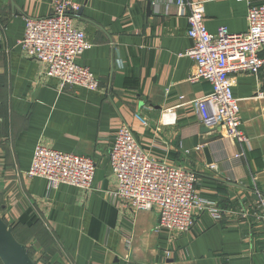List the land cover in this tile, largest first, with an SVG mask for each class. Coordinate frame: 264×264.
I'll use <instances>...</instances> for the list:
<instances>
[{"label":"crops","instance_id":"1","mask_svg":"<svg viewBox=\"0 0 264 264\" xmlns=\"http://www.w3.org/2000/svg\"><path fill=\"white\" fill-rule=\"evenodd\" d=\"M62 1L79 6L75 25L91 46L77 63L101 91H59L20 49L23 18L47 17ZM184 1L204 2L209 34L219 27L246 32L248 9L264 5ZM179 10L175 0H0V215L36 264H264V223L254 203L264 196V70L233 78L246 141L220 131V139L202 144L217 135L201 131L209 108L200 99L211 86L190 81L188 9ZM123 123L154 158L193 172L197 196L216 216L205 210L187 233H157L155 211L133 212L110 197L108 155ZM38 143L93 159V189L49 190L45 180H29Z\"/></svg>","mask_w":264,"mask_h":264},{"label":"built area","instance_id":"2","mask_svg":"<svg viewBox=\"0 0 264 264\" xmlns=\"http://www.w3.org/2000/svg\"><path fill=\"white\" fill-rule=\"evenodd\" d=\"M175 1L181 15L183 7L188 9L186 34L192 47L184 55L193 62L190 81L203 80L211 86V92L200 99L209 108L208 111L203 109L201 125L220 128L228 139L244 143L239 104L232 94L233 78L246 74L256 76L264 70V5L248 9L246 32L230 33L225 27H219L215 34H209L203 1ZM78 11L77 4L62 1L55 3L47 17L25 16L19 46L28 59L39 63V78L55 80L59 91L66 87L101 91L96 77L77 63L91 46L84 30L75 25ZM259 97H264V92L259 93ZM135 118L147 127L143 117L137 114ZM108 164L115 181V189L108 195L133 212L155 211L157 233H187L193 227L195 214L205 210L216 216L218 210L197 196L196 175L154 158L142 148L125 123L116 131ZM95 169L96 163L91 158L63 153L38 143L26 176L29 180H45L49 190L67 185L89 192L93 189ZM254 203L257 219L264 223V196L259 195Z\"/></svg>","mask_w":264,"mask_h":264},{"label":"water","instance_id":"3","mask_svg":"<svg viewBox=\"0 0 264 264\" xmlns=\"http://www.w3.org/2000/svg\"><path fill=\"white\" fill-rule=\"evenodd\" d=\"M202 133L210 132L207 127L201 129ZM217 135L211 139L203 141L202 144H208L216 139L221 138L220 128H215ZM208 148L204 152L208 155ZM208 163L211 160L208 158ZM0 262L1 264H36L30 257L28 249L25 245L19 243L13 235L12 229L5 223L0 215Z\"/></svg>","mask_w":264,"mask_h":264},{"label":"trees","instance_id":"4","mask_svg":"<svg viewBox=\"0 0 264 264\" xmlns=\"http://www.w3.org/2000/svg\"><path fill=\"white\" fill-rule=\"evenodd\" d=\"M4 220V219H3ZM5 221V220H4ZM6 223V222H5ZM11 228V227H10ZM12 229V228H11ZM19 242V241H18ZM20 243V242H19ZM22 244V243H21ZM24 245V244H23ZM28 252H29V250H28ZM29 255H30V257H31V253L29 252ZM32 258V257H31Z\"/></svg>","mask_w":264,"mask_h":264}]
</instances>
